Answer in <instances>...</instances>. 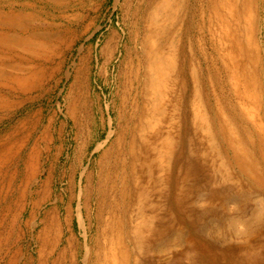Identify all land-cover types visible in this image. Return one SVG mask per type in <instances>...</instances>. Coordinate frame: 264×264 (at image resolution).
<instances>
[{
    "label": "rangeland",
    "instance_id": "374dc122",
    "mask_svg": "<svg viewBox=\"0 0 264 264\" xmlns=\"http://www.w3.org/2000/svg\"><path fill=\"white\" fill-rule=\"evenodd\" d=\"M145 2L0 0V34L32 38L26 51L0 46V264H96L106 248L95 189L135 96ZM234 208L155 212L169 236L153 244L177 243L178 264H259ZM125 244L130 264H174Z\"/></svg>",
    "mask_w": 264,
    "mask_h": 264
},
{
    "label": "bare ground",
    "instance_id": "6f19581e",
    "mask_svg": "<svg viewBox=\"0 0 264 264\" xmlns=\"http://www.w3.org/2000/svg\"><path fill=\"white\" fill-rule=\"evenodd\" d=\"M262 3L146 0L135 96L130 112L120 116L117 149L107 156L112 161L95 189L97 224L106 246L96 245V264H130L126 240L136 253L143 247L169 253L171 263L178 264L177 243L153 244L169 236L155 212H224L227 204L239 212L243 243L252 235L263 264ZM31 40L0 34L1 47L26 51ZM190 178L185 198L180 194ZM112 212L119 216L105 223L103 214Z\"/></svg>",
    "mask_w": 264,
    "mask_h": 264
}]
</instances>
